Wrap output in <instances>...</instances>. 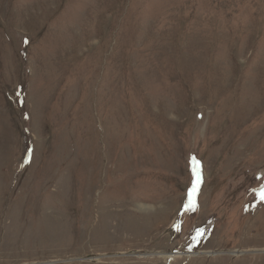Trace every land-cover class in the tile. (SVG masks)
I'll use <instances>...</instances> for the list:
<instances>
[{"label":"rangeland","instance_id":"374dc122","mask_svg":"<svg viewBox=\"0 0 264 264\" xmlns=\"http://www.w3.org/2000/svg\"><path fill=\"white\" fill-rule=\"evenodd\" d=\"M0 264H264V0H0Z\"/></svg>","mask_w":264,"mask_h":264},{"label":"snow or ice","instance_id":"6c2138e0","mask_svg":"<svg viewBox=\"0 0 264 264\" xmlns=\"http://www.w3.org/2000/svg\"><path fill=\"white\" fill-rule=\"evenodd\" d=\"M194 165H196L193 169L194 173H195V176H196V181H195V184L193 186V189H192V195L194 196L195 195V192H196V188L198 187L199 185V182H200V172H199V167H198V162H196L195 160L193 161Z\"/></svg>","mask_w":264,"mask_h":264},{"label":"bare ground","instance_id":"6f19581e","mask_svg":"<svg viewBox=\"0 0 264 264\" xmlns=\"http://www.w3.org/2000/svg\"><path fill=\"white\" fill-rule=\"evenodd\" d=\"M181 253L183 252H174V253H162L161 255L164 256V257H167L169 259H172L174 256H177V255H180ZM236 253V252H234ZM238 253V252H237ZM241 253V252H240ZM95 258V257H94Z\"/></svg>","mask_w":264,"mask_h":264}]
</instances>
